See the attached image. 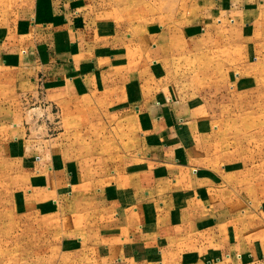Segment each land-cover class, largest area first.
Instances as JSON below:
<instances>
[{
	"label": "rangeland",
	"instance_id": "rangeland-1",
	"mask_svg": "<svg viewBox=\"0 0 264 264\" xmlns=\"http://www.w3.org/2000/svg\"><path fill=\"white\" fill-rule=\"evenodd\" d=\"M0 29V264H130L124 243L95 238L104 212L85 200L72 194L49 216L17 200L31 187L15 136L102 179L144 160L140 191H153L159 219L145 226L139 213L155 242H135L134 264H264V0H0ZM60 29L70 35L47 34ZM83 75L87 97L54 95L59 76ZM196 167L198 193L161 211Z\"/></svg>",
	"mask_w": 264,
	"mask_h": 264
},
{
	"label": "crops",
	"instance_id": "crops-1",
	"mask_svg": "<svg viewBox=\"0 0 264 264\" xmlns=\"http://www.w3.org/2000/svg\"><path fill=\"white\" fill-rule=\"evenodd\" d=\"M148 32L149 30H146V32L144 33L146 34ZM47 34L54 37L58 35L60 36L70 35L68 33V29L64 31L60 29L57 32L52 31ZM0 36H1V29H0ZM1 44H6V42L3 40L1 42L0 40V87H1ZM20 47L21 45H19L18 48ZM15 52L16 50L14 49V53ZM70 60L72 59L70 58ZM5 61L8 64L14 63V65H12L14 67L16 65L15 61L10 59V53L7 55V59H5ZM96 62L99 63L98 61ZM96 62L94 63V65L97 67ZM83 76L81 79H78L75 82L73 81L72 77L59 76L60 80L56 82V86L54 88L55 91L53 90L54 91L53 93H55L54 95L57 97H61L63 99L66 98L68 100L87 97L88 94L86 92V86L89 85V82L87 76L86 75ZM66 87L72 90L76 89V91H70L65 93ZM93 91H96V89ZM99 101L102 102L101 97L99 98ZM190 127L192 126L190 125ZM5 136L6 134L4 132H1V121H0V149H1V140L4 143L6 141ZM15 137H17L15 141L18 149L17 154H20L21 150L24 149L22 157L19 158L21 161L20 163L23 165V169L19 173L21 176L20 184L29 181L27 183L28 186L25 189L28 190L30 189L28 187L29 186L31 187L29 193H27L24 190V193L22 194H21L22 187H20L19 188L20 192L18 193H20L21 195L19 196V198L17 197L18 198L17 200L21 201V197L23 196V199L25 200L23 202L26 204L28 208L32 209L31 211H35V212L37 211L41 213L45 211L44 213L46 214V216H49L52 215L50 212L56 210V206H58L61 203V200L66 201L67 197L68 196L71 197L72 194L76 196L77 199L81 198L85 200L87 203L85 210L94 211L97 214V217H99L98 214L99 211L104 212V214H102L101 222L99 221L94 222L95 225L93 228V235H95V238L96 237L100 238L101 236H107L108 234H111V238H109L111 240L110 245L108 244L107 246V247L110 246V248H116L117 245L124 243V247L128 253V255H126L125 258L129 260L130 264H134V260L136 259V257H134L132 252L135 250L134 245L136 241L138 242V240L146 239L148 241H143L142 243L155 242L154 239H149L151 234L149 232L142 231L135 222L138 219V217H140L139 215L140 212L142 213L145 212L143 221H145V217L149 219L148 220L149 223L144 222L145 226L150 225L151 219L154 220L156 219V221H158L159 219L158 217L159 214L154 216L153 213H150L151 211L148 208V206H151L152 204L149 198L153 196V191H151V189L148 190L142 189L140 191V188L144 186L145 179L149 178V175H147V173H150L149 170L146 168V164L144 160L140 159V161H137L138 159H136L134 161L133 159L126 158L123 166L121 167L122 168V171L120 172L121 176L119 177V170L121 168L118 170L114 169L110 172L108 177L104 178L106 180H104L102 178H99V176L95 174L97 168L96 165L94 166L90 164L87 165V163H85V161L81 159H78L75 162H70V160L66 161L61 159L62 151L59 150L57 146H55L54 144L50 145L47 144V142H45V143H40L39 145L37 144L31 146L25 144L24 146L21 147L20 143L23 142L22 137L19 136H15ZM199 142L200 141H198L197 143ZM39 153H40L39 156L40 162L30 161L29 157L33 155H37ZM190 160L196 162L195 159H190ZM129 162H131L130 166H129L130 164ZM41 163L45 164V168H40ZM62 163H67V164L59 166ZM64 166H68L67 169H71L70 173L71 175H73V178L71 180L70 177H65L63 175ZM225 168H227V166ZM224 169L222 168L221 170L222 171L221 177L224 176V171H225ZM86 170H90L91 172L90 177L93 178L94 188H91L92 186L90 185V182L87 181L88 178L85 179L83 177L84 173L87 172ZM188 173L190 177H187ZM201 173L202 171H198L197 167L191 169V172H185L184 174H186V176L183 184V187L185 188H183V190L181 188L175 189L173 191L172 199H168L167 202L160 203V210L163 211L167 207L170 209L172 205H177L176 203H178V200H180V197H182V195H184L185 197H190V195L193 196V194L198 193L197 190L198 188L196 186H193L197 184V180H194L192 178H197V176ZM209 176L211 177L210 182L212 185L215 180L218 183L220 182L219 177H217L216 179L213 175L209 174L208 177ZM73 179H75V182L80 179L82 181V184L80 185L78 182L76 185H74L75 182H72ZM65 180H70V183L68 185H70L69 189H71V191L67 187L65 188L66 190L65 193L62 192L55 193L56 189L59 190L64 189L63 185L65 184ZM85 184H86L85 187H80ZM44 185H46L45 188H43ZM75 186L78 187L76 188ZM204 190L210 193L211 190L213 192L219 191L216 188H208V187H205ZM224 190H225L224 187H222L221 189L222 193H224ZM187 201L189 202L191 200L188 199ZM195 201H199V200L197 199ZM228 211L230 212V210ZM231 211L234 210L231 209ZM224 212L226 211L224 210L223 213ZM76 217L77 220L81 219V215H76ZM191 223L192 221H190V224ZM118 233L120 234L118 235ZM117 237H119L120 240L117 239ZM160 242L161 240L158 241V243ZM138 253L139 250H136V254ZM161 255H162V250H161Z\"/></svg>",
	"mask_w": 264,
	"mask_h": 264
}]
</instances>
